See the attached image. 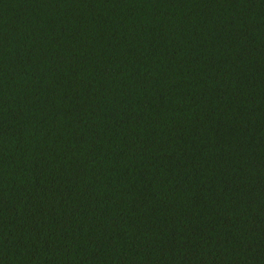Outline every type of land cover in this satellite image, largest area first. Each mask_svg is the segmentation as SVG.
I'll list each match as a JSON object with an SVG mask.
<instances>
[{
	"label": "trees",
	"instance_id": "obj_1",
	"mask_svg": "<svg viewBox=\"0 0 264 264\" xmlns=\"http://www.w3.org/2000/svg\"><path fill=\"white\" fill-rule=\"evenodd\" d=\"M0 264H264V0H0Z\"/></svg>",
	"mask_w": 264,
	"mask_h": 264
}]
</instances>
